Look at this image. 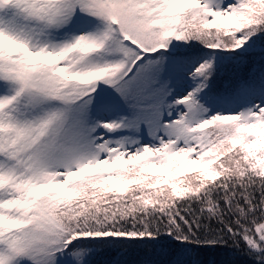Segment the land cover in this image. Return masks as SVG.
Returning a JSON list of instances; mask_svg holds the SVG:
<instances>
[{"label":"snow or ice","instance_id":"snow-or-ice-1","mask_svg":"<svg viewBox=\"0 0 264 264\" xmlns=\"http://www.w3.org/2000/svg\"><path fill=\"white\" fill-rule=\"evenodd\" d=\"M0 264H264V0H0Z\"/></svg>","mask_w":264,"mask_h":264},{"label":"trees","instance_id":"trees-1","mask_svg":"<svg viewBox=\"0 0 264 264\" xmlns=\"http://www.w3.org/2000/svg\"><path fill=\"white\" fill-rule=\"evenodd\" d=\"M111 255H112L114 258H116V253H115V252L111 253ZM125 259H128V258L125 257ZM209 259H211V257H209Z\"/></svg>","mask_w":264,"mask_h":264}]
</instances>
